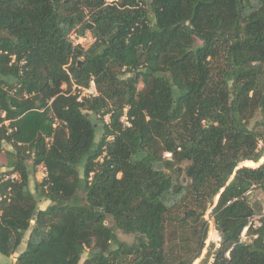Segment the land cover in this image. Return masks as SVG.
<instances>
[{
    "label": "trees",
    "instance_id": "obj_1",
    "mask_svg": "<svg viewBox=\"0 0 264 264\" xmlns=\"http://www.w3.org/2000/svg\"><path fill=\"white\" fill-rule=\"evenodd\" d=\"M0 112L8 264H264V0H0Z\"/></svg>",
    "mask_w": 264,
    "mask_h": 264
},
{
    "label": "rangeland",
    "instance_id": "obj_2",
    "mask_svg": "<svg viewBox=\"0 0 264 264\" xmlns=\"http://www.w3.org/2000/svg\"><path fill=\"white\" fill-rule=\"evenodd\" d=\"M146 2H149L150 0H145ZM142 86L141 83L138 84V88H140ZM72 89H74V87L72 86ZM1 114V112H0ZM2 116V115H0ZM105 116V115H104ZM105 119L108 120V116H105ZM125 123V121H124ZM126 124V123H125ZM102 133V128H101V124H98V129L96 132V137H95V141L99 140L100 134ZM8 150H11V147L8 143L4 142L2 144V147L0 149V172H5L6 170H8L7 168V158H6V152ZM166 159H168L169 157H165ZM27 162L30 164V158H26ZM262 161V160H261ZM241 165H248V166H255V163H241ZM79 168H81V165L79 166ZM45 176V168L42 165H38L36 167L35 173L33 175H30L29 177V186L30 189L34 192V182L35 181H39L41 180L43 177ZM80 194H82V191H79ZM216 198L214 199L215 202ZM251 200L252 202L256 203V205H258L259 207L262 208V210L264 211V194L259 190V189H255L252 193H251ZM49 204L48 200H40L38 202V207L39 208H45L47 205ZM211 208V205H209V210ZM208 210V213H209ZM178 214H182V211L179 210ZM205 219L209 220V226L207 228L206 231V237L205 240L203 241V248L201 250V254L198 258H196L192 264H212L213 262V252L215 250V248H217L214 244L212 247H210V243L208 242V234L212 225V221L209 218L208 214L204 216ZM108 226H111L114 229L116 238L119 241H124L126 243H131L135 240V236L132 234H127L124 233L122 230L117 229L116 227H114V222L111 218H107L106 222H105ZM167 239L168 241H171L174 239V237L177 235L179 237L182 238H187L188 236H190V232H189V228H185L183 230V232H177L178 229H176V223H172L170 220H168L167 222ZM244 236V232L242 234ZM27 237V233L25 234V238L24 241L20 244V246L17 248L16 252L13 253L11 256L7 257L4 256L2 254H0V264H4V263H14L16 260L17 255L24 249L25 246V239ZM176 242L179 243V240H176ZM113 246L115 244H112ZM219 247V246H218ZM175 249H178V247H176ZM208 251L210 252L208 254ZM86 254L84 253L82 255V258L79 262V264H82L83 260L85 259Z\"/></svg>",
    "mask_w": 264,
    "mask_h": 264
},
{
    "label": "built area",
    "instance_id": "obj_3",
    "mask_svg": "<svg viewBox=\"0 0 264 264\" xmlns=\"http://www.w3.org/2000/svg\"><path fill=\"white\" fill-rule=\"evenodd\" d=\"M69 39L72 43L73 46H80L84 49L88 48L89 45L95 40V37L92 35V33L87 30L85 31L83 34L78 35L76 33H72L69 36ZM74 88L76 87L75 85L73 86ZM80 93L78 95V100H81V98L84 97H90V96H95L97 94V90H96V86H95V82L93 77H91L89 79V83L88 86L86 87H80L78 86ZM108 116V115H105ZM104 116V120L107 122L108 120L105 119ZM121 121H125V123L128 125L129 123L126 121V116H122ZM164 157H170V153L169 152H165L164 153ZM19 175L17 172H13L11 174H5L3 176V178H10V179H18ZM209 218L212 221V225L208 234V242L210 244H214L216 247L220 246L221 241H222V236L221 234L216 230L214 222L212 220V218L209 216ZM209 221V220H208ZM255 224H258L257 220H254Z\"/></svg>",
    "mask_w": 264,
    "mask_h": 264
},
{
    "label": "water",
    "instance_id": "obj_4",
    "mask_svg": "<svg viewBox=\"0 0 264 264\" xmlns=\"http://www.w3.org/2000/svg\"><path fill=\"white\" fill-rule=\"evenodd\" d=\"M85 115H86V116H89V112H86ZM157 167H158V168L160 167V163L157 165ZM33 219H34V217H33Z\"/></svg>",
    "mask_w": 264,
    "mask_h": 264
}]
</instances>
